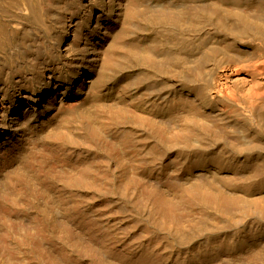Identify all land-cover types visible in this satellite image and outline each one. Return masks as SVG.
Returning <instances> with one entry per match:
<instances>
[{"label": "bare ground", "instance_id": "1", "mask_svg": "<svg viewBox=\"0 0 264 264\" xmlns=\"http://www.w3.org/2000/svg\"><path fill=\"white\" fill-rule=\"evenodd\" d=\"M0 264H264V0H0Z\"/></svg>", "mask_w": 264, "mask_h": 264}, {"label": "rangeland", "instance_id": "2", "mask_svg": "<svg viewBox=\"0 0 264 264\" xmlns=\"http://www.w3.org/2000/svg\"><path fill=\"white\" fill-rule=\"evenodd\" d=\"M224 73L226 74V76L228 77V78H230L229 77V72L226 70V71H224ZM231 75H232V73H231ZM227 78V79H228ZM240 77L239 76H234L233 77V79H239ZM231 80H232V78H231ZM223 83H226V86H227V89H226V91L230 94V95H232V91H233V89H232V84H230V82H225V81H222ZM235 82H238V81H235Z\"/></svg>", "mask_w": 264, "mask_h": 264}]
</instances>
